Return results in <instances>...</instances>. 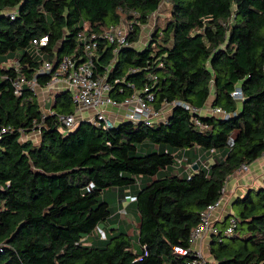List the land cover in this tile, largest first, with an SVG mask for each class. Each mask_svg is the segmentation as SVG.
I'll return each mask as SVG.
<instances>
[{
  "label": "trees",
  "instance_id": "16d2710c",
  "mask_svg": "<svg viewBox=\"0 0 264 264\" xmlns=\"http://www.w3.org/2000/svg\"><path fill=\"white\" fill-rule=\"evenodd\" d=\"M161 1L168 18L136 48ZM120 20L130 23L127 45L107 70L114 45L97 36L95 73L117 101L146 85L151 108L179 102L164 121L102 130L79 120L63 133L57 115L74 110L67 91L43 104L27 87L13 93L15 67L30 79L43 60L79 54L80 31L98 35ZM42 36L36 52L31 41ZM14 51L15 65L0 61V128L9 127L0 136V264H190L200 212L241 163L264 151V0H0V55ZM35 79L43 87L50 74ZM236 87L241 100L230 95ZM210 96L209 108L227 118L199 114ZM30 132L36 142L19 139ZM190 147L201 151L196 170L167 172L174 152ZM209 149L214 157L204 168ZM133 184L138 227L131 236L116 227L100 237L98 225L112 216L106 191ZM230 215L234 232L210 236L207 264H264V178L232 200Z\"/></svg>",
  "mask_w": 264,
  "mask_h": 264
},
{
  "label": "built area",
  "instance_id": "2783aa9c",
  "mask_svg": "<svg viewBox=\"0 0 264 264\" xmlns=\"http://www.w3.org/2000/svg\"><path fill=\"white\" fill-rule=\"evenodd\" d=\"M152 15L153 13L150 15V17ZM9 17L13 18V12L9 13ZM129 30L130 23L120 20L115 24L109 25L98 35L95 33H85L83 31H80L77 34L78 39L81 42V49L79 54L74 55L72 53L71 55H65L57 61L43 60L40 67L35 71L34 75L30 79H26L25 77H23L18 72V69L14 66L16 76L12 80L13 93L15 95H19L23 87H27L28 89L33 91L36 96L38 92L44 93L51 89L67 91L73 104L74 110L70 114L57 115V119L60 123V130L63 133L72 130L79 122V120H87L94 126L102 130L112 127L113 125H115V121L108 114L110 109H124L120 121H130L133 123L143 122L144 124H152L159 121H164L171 106L173 104H180L179 102L163 103V105L158 109L151 108L149 102L152 100V94L148 91L149 87L146 85L142 88L141 91L132 93L131 95L125 97L122 101H117L109 95L111 86L105 80V76L95 73V63L99 56L96 37L98 36L106 43L114 45V49L112 50L113 58L108 64V70L111 68L114 62L117 49L121 46L127 45L126 35ZM141 35L142 27L137 43H139ZM45 43V36L40 37L38 40L31 41V45L35 48L36 52L38 50V47L43 46ZM15 64L16 59L11 60L10 65L13 66ZM37 74H50L49 81L43 87H40L36 82L35 75ZM230 95L234 99H242L240 90L237 87L230 93ZM46 99L47 98H42L41 100H39L38 98L40 104H43ZM181 105L187 108L186 105ZM85 110L92 111L88 118H83V116L81 115V113ZM192 110L194 111L195 109ZM209 112L210 114L218 115L221 118L228 117V114L220 110L219 108H209ZM195 122L200 127H203V125L200 124L197 120H195ZM8 130L9 127L0 128V136ZM28 138L33 142H36L38 140L37 132H30L29 134L21 133V135L19 136V139L21 141H24ZM208 153H212V149H209ZM261 156H264V151H262ZM201 162V165L204 168H207L210 164V162L206 159H202ZM246 166V164L241 163L235 171H245ZM172 173L178 176L180 175V173H178L175 169L172 171ZM154 179L155 175H152L150 177V180ZM219 193L220 195L218 199L213 203L207 205L200 212L199 220L190 232V247L188 250L194 255V258L190 261V264H207L202 252L197 249L198 246L192 249L193 245H195L196 243H201L205 239H207L205 243L208 244V239L210 238V236L215 234L221 233L223 236H229L234 232L236 220L230 214L225 216L227 218V221L226 225L223 228H219L216 224V222L223 219L219 216H216L215 211L220 208L221 202L224 198L225 182L220 188ZM134 227L137 228L138 225L136 224ZM99 233L100 237H103L102 232L99 231ZM132 233V228L126 230V235L131 236ZM178 252L181 254H185L187 250L179 249Z\"/></svg>",
  "mask_w": 264,
  "mask_h": 264
},
{
  "label": "crops",
  "instance_id": "0c3cea01",
  "mask_svg": "<svg viewBox=\"0 0 264 264\" xmlns=\"http://www.w3.org/2000/svg\"><path fill=\"white\" fill-rule=\"evenodd\" d=\"M16 59V58H13ZM13 59H10L13 60ZM211 96L208 98L205 105L199 110L200 115H209V104L211 101ZM124 109H110L108 114L114 119V124L121 120V115ZM113 112V113H111ZM169 113V112H168ZM199 154L201 151L197 147L181 148L174 152V163L172 166L167 168V172L171 173L174 169L183 176H189L192 172L196 170L192 169L195 161L198 164ZM215 154V153H214ZM214 155L209 153L205 154L203 159H206L210 163L212 162ZM160 172H163L161 170ZM264 178V156H260L252 163L246 166L245 171H234L231 173L225 181V194L221 202L219 209L215 211L216 216L224 218L226 215L231 213V202L235 197H240L249 189H256L261 186L262 180ZM137 185L133 184L124 187L122 190H115L111 188L110 191L115 193V196L110 193V197L114 196L115 199L110 203L112 216L108 221L104 222V225L99 224L97 232H102L103 237L107 229H113L118 227L119 229H129L135 226L137 223V217L131 210V201L133 200ZM100 228V229H99ZM90 241L92 238L90 237ZM207 239L201 243H196L193 245L192 249H199L201 252H207L208 244L205 243Z\"/></svg>",
  "mask_w": 264,
  "mask_h": 264
},
{
  "label": "rangeland",
  "instance_id": "374dc122",
  "mask_svg": "<svg viewBox=\"0 0 264 264\" xmlns=\"http://www.w3.org/2000/svg\"><path fill=\"white\" fill-rule=\"evenodd\" d=\"M162 3H160V6L158 7V10L156 12L153 13V15L150 17L149 22H147V24H145L144 26H142V35L141 38L139 40V43H137L135 45L136 48H141L143 47L144 44H146V41L148 39L149 33L152 29L153 23L155 24H159V25H163V23L166 21V19L168 18V13H169V6L164 3L163 1H161ZM20 51H14V52H9L8 55H0V61H1V65L2 66H11L10 63V59L16 58L18 56ZM36 57H38L35 52L33 53ZM6 56V57H5ZM59 90L57 89H51L47 92L44 93H37V97L39 98V100H41L42 98H47V100H50L53 95ZM45 113V111H44ZM92 113V111L90 110H85L84 112L81 113V115L83 116V118H88L90 116V114ZM37 136V135H36ZM37 138V137H36ZM148 149L151 148V146L147 147ZM110 193H112V195L115 196V193L113 191H110V189L108 191H106V200L108 202H112L114 198V196L110 197ZM131 209L133 208V206L130 207ZM134 211V210H133ZM106 234L108 236L109 230H106ZM207 247V246H206ZM202 254L204 255V258L206 260H208V255L207 252H202Z\"/></svg>",
  "mask_w": 264,
  "mask_h": 264
},
{
  "label": "water",
  "instance_id": "95a60500",
  "mask_svg": "<svg viewBox=\"0 0 264 264\" xmlns=\"http://www.w3.org/2000/svg\"><path fill=\"white\" fill-rule=\"evenodd\" d=\"M196 168V166L194 165L193 167H192V169H195Z\"/></svg>",
  "mask_w": 264,
  "mask_h": 264
}]
</instances>
